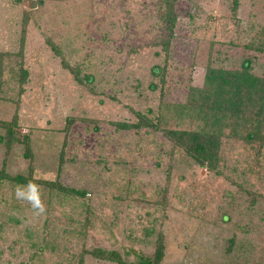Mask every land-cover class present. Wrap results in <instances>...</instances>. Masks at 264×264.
Here are the masks:
<instances>
[{
  "label": "rangeland",
  "instance_id": "rangeland-1",
  "mask_svg": "<svg viewBox=\"0 0 264 264\" xmlns=\"http://www.w3.org/2000/svg\"><path fill=\"white\" fill-rule=\"evenodd\" d=\"M35 1L0 0V121L17 117L30 143L29 159L24 145L5 157L0 144V170L5 161L11 177L86 196L40 184L47 211L37 217L15 199L16 184L0 180V264H115L86 252L95 249L137 261L152 256L159 234L161 264H264V157L252 169L250 147L225 141L215 175L159 134L114 126L135 122L134 111L155 117L161 99L183 102L190 82H202L212 43L214 65L248 59L264 75V54L244 48L264 37V0H237L235 12V0H179L167 56L158 46L163 0H41L31 9ZM62 59L91 81L77 83ZM153 67L164 68V86ZM242 189L259 195L251 208Z\"/></svg>",
  "mask_w": 264,
  "mask_h": 264
},
{
  "label": "trees",
  "instance_id": "trees-1",
  "mask_svg": "<svg viewBox=\"0 0 264 264\" xmlns=\"http://www.w3.org/2000/svg\"><path fill=\"white\" fill-rule=\"evenodd\" d=\"M178 1L163 0L164 9L160 13V21L166 32V38L158 46H160V50L165 56L170 53L171 43L175 37V24L178 17L176 5ZM40 2L41 0H37L30 3L31 9H35ZM237 7V0H235L233 3L234 12ZM28 21L29 13L24 12L21 26V49L18 53L20 58H22L21 52ZM48 44L55 55H60L54 44L49 42ZM214 45L212 43L208 51L209 58L204 67L202 82L199 84L190 82L186 88L183 102L166 103L161 99L155 117L149 118L141 112L134 111L135 122H120L115 123L114 126L117 130L134 131L135 133L145 131V133L154 132L159 134L170 142L175 150L177 149L193 160L200 169H206V171H210L215 175L222 176L220 170L223 167L221 152L225 141H234L250 147V151L254 154L253 166L250 165L252 169L254 167L257 169L262 164L264 157V75L253 73L252 63L248 59L243 60L239 68L225 69L214 65L211 55ZM244 48L264 54V37L252 39ZM61 64L77 83L83 84L91 81L89 77H81L79 69L69 66L63 59ZM19 70L18 80L20 84H23L27 79V72L22 64H20ZM151 76L158 78L159 83L164 86V68L153 67ZM150 87L151 90L157 88L152 83ZM73 122V120H68L66 130H69V126ZM185 125L189 127H184ZM0 127L4 131L0 136L4 156L8 157L15 146L24 145L26 150L24 157L29 159V138L18 133L17 117H14L11 121H0ZM2 165L0 180L13 181L15 184H23L29 180L23 175L9 176L4 170L5 161ZM225 179L229 180L227 177ZM36 183L48 188L51 191L50 193L57 191L64 195L71 194L80 198L86 196L84 191L71 189L58 181ZM239 188L241 187L239 186ZM243 191L250 197L248 208H251L257 202L256 198L259 195L248 190ZM225 218L228 219L227 216H224L223 220ZM158 236L152 256L138 255L137 261L124 260L120 250L95 249L86 252L97 260L115 264H161L164 257V246L163 238L160 234ZM78 264H82V262Z\"/></svg>",
  "mask_w": 264,
  "mask_h": 264
},
{
  "label": "clouds",
  "instance_id": "clouds-1",
  "mask_svg": "<svg viewBox=\"0 0 264 264\" xmlns=\"http://www.w3.org/2000/svg\"><path fill=\"white\" fill-rule=\"evenodd\" d=\"M14 196L18 201L27 203L34 216L40 217L46 214L47 208L42 199V186L32 180L23 184H16Z\"/></svg>",
  "mask_w": 264,
  "mask_h": 264
}]
</instances>
